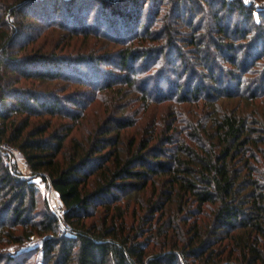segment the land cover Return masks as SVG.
I'll return each mask as SVG.
<instances>
[{
	"label": "trees",
	"instance_id": "1",
	"mask_svg": "<svg viewBox=\"0 0 264 264\" xmlns=\"http://www.w3.org/2000/svg\"><path fill=\"white\" fill-rule=\"evenodd\" d=\"M44 26L119 49L49 55L29 46ZM0 143L48 175L72 227L0 148V246L41 238L0 264H264V8L0 0Z\"/></svg>",
	"mask_w": 264,
	"mask_h": 264
},
{
	"label": "rangeland",
	"instance_id": "2",
	"mask_svg": "<svg viewBox=\"0 0 264 264\" xmlns=\"http://www.w3.org/2000/svg\"><path fill=\"white\" fill-rule=\"evenodd\" d=\"M233 1V0H231ZM246 4L249 5H255L257 8H264V0L258 1V0H245ZM91 4V3H90ZM98 6H96L97 8ZM95 7H93V5H91L90 9H94ZM63 13L62 9L60 10V12L58 14ZM257 18H258V14H257ZM31 22H33L32 20H30ZM179 24L183 25L185 24L184 21L180 20ZM43 26L42 23L40 24V27ZM70 29V28H69ZM69 30H63V29H59V28H53V29H49L48 27H43L42 30L38 29L36 33L33 34H28L29 36H31V39H33L34 41H31L32 43H30V47H36L38 49L43 48V53H47V54H59V55H69V54H73L75 56H78L79 54L85 53V54H93V55H101L104 56L105 54H109L112 51H116L117 49H119V45H114V44H110L108 41L99 39V38H95V37H91V36H73L71 35L69 32ZM24 43H29V39H26V41ZM72 52V53H69ZM72 55V56H73ZM22 56V54L20 55ZM109 72H115L116 70L112 67H110ZM117 72V71H116ZM16 87L15 88H21L24 87L26 82L24 80L17 82L16 83ZM34 84V81H30V86L29 89L32 88V85ZM49 86V88H51L52 90H56L57 88H67L69 92H72L73 90L77 89V85H73L70 84L69 82H62V83H49L47 84ZM58 85V86H57ZM120 85V84H119ZM26 87H28L26 85ZM36 87V85H35ZM119 88V87H118ZM37 89V88H36ZM89 87H78V90H82L83 92H89ZM61 90V89H60ZM66 91V94H67ZM59 92V91H57ZM63 93V92H62ZM61 93V94H62ZM65 94V93H63ZM101 98V95L99 97V99ZM94 107H97V109L99 111L104 112V110L106 109V107H104L105 105L99 103V101L93 103ZM92 105V106H93ZM97 110H95L93 107L90 108V106H88L87 108V114H93L96 113ZM73 136H78L81 139H83L84 137L87 136V132L85 131L84 128H78L75 132ZM3 153V152H2ZM26 159H22L20 161V163L18 164L17 168L18 170L21 172L22 177L26 178L30 181H33L37 184L38 188H39V192H40V196H42V198L46 199L49 205V209L52 211L51 209V205H50V199L47 195V189L42 187L41 185H39L38 178H34V177H29L32 176L31 172L29 170V168L26 166L25 164ZM52 201L53 203H56V205L61 206V201L59 199V195L57 193H54L52 195ZM128 200V199H127ZM101 209H98L97 211V215L101 214ZM41 243V238L38 236H34L32 238L31 241H28L26 243H24L23 245H19V244H9V245H4V246H0V253H5L8 254L10 256H17L20 253L23 252H28L29 250H34L36 247L39 246V244ZM35 263L36 264H43V261L41 259L40 256H36L35 257Z\"/></svg>",
	"mask_w": 264,
	"mask_h": 264
},
{
	"label": "built area",
	"instance_id": "3",
	"mask_svg": "<svg viewBox=\"0 0 264 264\" xmlns=\"http://www.w3.org/2000/svg\"><path fill=\"white\" fill-rule=\"evenodd\" d=\"M0 148H1L4 156H6L8 158L10 166L13 168L18 166V164L20 163V161L22 159L25 160L23 152L18 148H15V147L7 144V143H0ZM25 164L29 168L31 175H32L29 177L30 178L31 177L38 178L39 179V181H38L39 185H41L42 187L47 189V195L50 199V205H51L52 213L57 217V219L59 221L60 230L62 232H65V233H71L72 227L66 218L68 210L64 206L63 202L61 201L60 196H59V199L61 201V206H59V205L57 206L56 203H53V201H52V197H53L52 195L54 193H57V192L55 191V189L51 183L50 178L48 177L47 174H42L41 176L34 174L32 169L29 167L27 161L25 162Z\"/></svg>",
	"mask_w": 264,
	"mask_h": 264
}]
</instances>
